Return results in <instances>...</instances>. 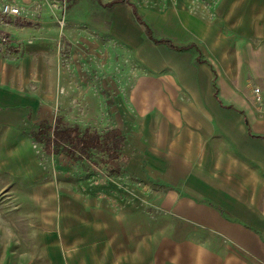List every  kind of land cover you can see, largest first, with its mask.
Here are the masks:
<instances>
[{"label": "crops", "instance_id": "1", "mask_svg": "<svg viewBox=\"0 0 264 264\" xmlns=\"http://www.w3.org/2000/svg\"><path fill=\"white\" fill-rule=\"evenodd\" d=\"M98 1L101 8L121 3L114 23L140 52L134 47L138 1ZM189 3L169 7L181 13L176 23L165 22L166 29L179 28L182 44L164 38L183 47L164 43L171 51L200 49L197 40L187 42L186 32L196 34L205 22L188 13ZM20 4V14L0 23L1 31L19 39L0 48V171L30 182V234L42 245L39 256H24L20 264H264V111L257 113L242 92L253 80L264 92V0L229 1L230 33L208 27L213 60L203 62L202 76L182 74L169 95L137 77L126 99L116 96L112 116L106 108L113 98L93 102L89 93L93 66L102 77L103 36L76 33L69 16L64 37L74 45L70 65L82 76L77 86L60 60L52 7L36 0ZM148 12L147 19L142 15L150 27L158 14ZM149 39L148 50L161 44ZM92 59H100L99 66ZM74 90L84 95L83 119L103 120L104 132L118 131L121 171L134 180L93 182L65 152L49 153L35 141L43 121L59 118L81 127ZM11 257L2 264H11Z\"/></svg>", "mask_w": 264, "mask_h": 264}, {"label": "rangeland", "instance_id": "2", "mask_svg": "<svg viewBox=\"0 0 264 264\" xmlns=\"http://www.w3.org/2000/svg\"><path fill=\"white\" fill-rule=\"evenodd\" d=\"M3 1L4 0H0V6ZM12 1L21 6L20 0ZM102 1L106 2L108 0ZM137 1L141 12L146 19V13L148 11L155 9L157 10L156 13L158 15L155 16L153 20H148L150 22L149 25H151L150 28L152 27L151 29L153 31L154 37L160 38V36H172L177 44H182V40H180L182 35L179 32V28L172 27L171 30H173V32H170L169 27L166 29L165 25V22H167V26H169V21V23L172 24L176 23L178 14L181 13L180 11L176 12L169 9L170 6L173 8L177 6V0ZM215 1L220 3L219 10L217 9L218 4L215 5V9L218 11H213L212 3ZM229 1L230 0H190V3L186 6L188 13L202 17L205 22L204 26L198 25V32H196L197 37L195 32L193 34L186 32L188 38L187 42L190 40H197L198 44L200 45L199 50H190L191 57L188 56L190 53L186 54L185 51H179L178 49L173 48H171V51L170 48H168L166 44L164 45L163 42H161L160 45L157 44L155 48L148 50V47H151L152 45H150L151 43L148 41L150 40L149 36H147L145 33V26L138 22L135 18L134 21L139 26L140 34L138 41L139 43L136 42L134 46L139 47L140 52H137V50L131 46L127 39L121 37V24L114 23L116 9L121 3H118L112 7L103 5L102 8L100 6L101 3L98 0H36V3L39 4L40 7L42 6L44 9L51 6L52 10L49 8L51 14L55 15V17L57 15L58 19H62L65 15L66 23L69 19V16H71L73 20L72 27L76 33H78V31H86L88 33L92 32V34L97 38L103 36V63L101 64L103 68L102 77L100 78L99 76L95 75L94 66L92 65L93 68L91 80L93 82L89 93L94 94L92 97L93 102L96 101L95 97L101 99L102 102L103 99L106 101L108 97L113 98L112 104L106 108L108 114L112 116L111 110L115 109V106L113 105L116 104V96L121 93L126 99L127 95L130 94V89L133 86V82L135 83L137 77H140L141 81H146L148 86L159 85V89L161 88L165 91V94L169 95L171 92H176L175 89L178 86L175 84V82L178 83V78L182 74L190 76V74L195 73L196 76L200 74L202 76L204 74L203 70L207 69V66L203 62H211L213 60L211 53V51L213 52L211 42L212 35H210L212 33L210 30H207L208 27H216L221 31V33L224 34L230 33L228 28ZM142 13L140 15L142 20L145 21ZM164 13L166 14L164 15ZM99 21H102V23ZM57 23L60 27L59 38L57 40V47L61 56L60 60L63 67L69 69L68 73L70 74L71 79H75L76 77L77 81L75 84L79 86L80 82L82 81V76H75L76 72L74 73V69H72L73 65H70L71 61L73 64L70 52L73 50L74 45L64 37L66 23L64 27L58 20ZM124 33L125 32H123V34ZM151 40L156 42L154 38H151ZM60 41L65 48V54H62L63 51L59 49ZM96 51L99 53V47L96 48ZM98 57L99 56H97V58ZM82 58L83 57L81 56V59ZM81 59H79V61H81ZM92 62H97V66H99L100 59H92ZM188 63L193 65L195 68H188ZM180 66H185L187 70L186 68L185 70L183 68L180 69ZM192 69L195 71L193 72ZM78 77L81 80H79ZM247 88L248 89L245 91H242L244 97L254 105L253 108L257 111V113L264 111V92L262 91L258 82L253 80ZM255 88H258L260 91H256ZM178 92L181 93L180 96L183 98L190 97L184 89H179ZM258 93H260V95H258ZM71 94L72 104L80 112L81 117H77V119H75L76 121L80 122V128L83 130L87 124H90V129L98 130L99 132L104 133L105 129H103V120L99 121L98 123H90L87 121V119H83L82 116L84 115L85 109L82 103L84 96L83 93L81 94V92H76V90H74L71 92ZM102 112L103 106L101 107V113ZM73 122L74 121H71L69 123L74 124ZM100 154V152H94L89 156L79 155L80 157H71L70 160L75 166L78 165L80 169L82 168L81 170L85 171L87 178L93 182L103 180V178L107 179L108 181L119 179L120 182L135 179L134 176H130L129 174L127 175L124 173L125 171H121V169H123L121 168V161L117 166H115V164L112 166L111 163L106 162L105 159L101 161ZM119 154L120 159L121 153ZM13 180V177L9 176L5 172L0 171V264L3 263L5 256L8 258L10 253L12 256L10 259L11 264H20V262H24V256L29 258L28 256L31 254L35 255L36 253H38L37 256H39V253L42 252V245H36V236L30 234L33 229L30 228L31 225L29 222L32 223V221L28 219L27 214L34 210L32 204L29 201H26L29 195L32 194L33 188L30 182H15ZM26 248L28 249L25 250ZM33 258L35 259V257Z\"/></svg>", "mask_w": 264, "mask_h": 264}, {"label": "trees", "instance_id": "3", "mask_svg": "<svg viewBox=\"0 0 264 264\" xmlns=\"http://www.w3.org/2000/svg\"><path fill=\"white\" fill-rule=\"evenodd\" d=\"M133 12L137 21L145 26L147 36L154 38L157 43L163 42L171 47L183 48L174 45L169 38L154 37L152 29L142 20L135 7ZM214 94L218 97L216 86L214 87ZM36 131L34 134L35 141L42 143L49 153L63 151L68 156L75 158L80 157L79 155L89 156L91 153L100 152L101 161L105 159L112 166L120 164L121 138L117 130L110 129L104 133L90 128L82 130L78 125H69L63 122L62 119L57 118L54 124L43 121Z\"/></svg>", "mask_w": 264, "mask_h": 264}, {"label": "built area", "instance_id": "4", "mask_svg": "<svg viewBox=\"0 0 264 264\" xmlns=\"http://www.w3.org/2000/svg\"><path fill=\"white\" fill-rule=\"evenodd\" d=\"M22 11V8L20 5L15 3L12 0H4L3 3L0 6V23H4L6 21V17L9 15H18ZM58 21L62 24V26H65L66 23V17L63 16L62 19H58ZM19 39L14 38L9 32L7 31H1L0 30V48H5L8 45L17 43ZM59 49L62 50V54H65L64 46L62 45V42H59ZM256 91H260L258 88H255ZM260 95V93H258Z\"/></svg>", "mask_w": 264, "mask_h": 264}]
</instances>
